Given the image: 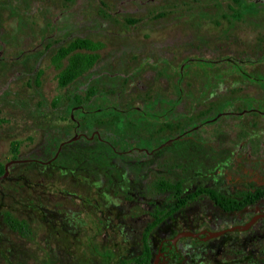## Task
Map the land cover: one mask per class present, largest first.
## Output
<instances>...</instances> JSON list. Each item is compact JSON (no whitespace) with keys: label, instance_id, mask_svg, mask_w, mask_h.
<instances>
[{"label":"rangeland","instance_id":"374dc122","mask_svg":"<svg viewBox=\"0 0 264 264\" xmlns=\"http://www.w3.org/2000/svg\"><path fill=\"white\" fill-rule=\"evenodd\" d=\"M75 38L98 58L60 86L53 57ZM12 159L51 161L0 181V234L1 214L32 232L0 242L5 264H122L151 207L175 200L160 181L264 186V0H0V165Z\"/></svg>","mask_w":264,"mask_h":264},{"label":"flooded vegetation","instance_id":"af4514ba","mask_svg":"<svg viewBox=\"0 0 264 264\" xmlns=\"http://www.w3.org/2000/svg\"><path fill=\"white\" fill-rule=\"evenodd\" d=\"M143 152L147 154L146 149ZM51 159L46 162L34 159L9 160L6 171L5 164H2L0 181L8 178L9 168L13 166L25 165L28 161L50 164ZM200 190L214 191L215 195L230 198L238 206L225 209L208 194H199ZM261 190H264V186H256L254 190L236 188L229 191L196 188L189 193H180L178 197L174 194L173 203L163 212L161 220L149 228L144 238L145 229L155 219L154 208L151 207V219L144 225L140 235L141 251L120 263L140 264L136 259L146 247L148 258L145 264H264V195L251 200L252 195ZM14 217L28 223L23 217ZM1 221L13 232L0 234L3 245L8 243L11 246L13 241L30 240L32 232L25 234L12 229L3 214ZM131 234L136 235V230L131 229ZM107 258L108 264L110 256L107 255ZM0 264H5L2 259Z\"/></svg>","mask_w":264,"mask_h":264},{"label":"trees","instance_id":"16d2710c","mask_svg":"<svg viewBox=\"0 0 264 264\" xmlns=\"http://www.w3.org/2000/svg\"><path fill=\"white\" fill-rule=\"evenodd\" d=\"M237 1V0H235ZM100 47V44L98 42H93L89 39L84 38H75L72 41H70L66 46L59 47L55 56L53 57V60H61L66 59V65L63 68L61 74H60V80L59 85L60 86H66L69 83H71L74 79L81 76L84 72H86L89 68L93 66L95 61L98 58V54L95 53V51ZM85 51V52H82ZM263 85V84H262ZM79 98L75 96V101L77 102ZM111 114H116L118 111L115 109L110 111ZM94 116L98 117L100 116V111H95ZM12 151L15 153L17 149L16 143L12 144ZM3 172V166L0 165V174ZM181 185H182V179H178L173 183L166 182V181H160L157 186L160 190H172L175 194V196H179L181 193ZM200 193H206L214 200H217L219 204H221L225 209H231L235 206L237 207V203H233L230 198L224 197V196H217L215 195L214 191L211 190H200L198 192ZM264 190L258 191L256 194L252 195L251 200L256 199L258 196H263ZM163 214L155 215V219L153 223L149 224L148 228L144 231V238L147 235V232L151 226H154L157 224L158 221L161 220V217ZM6 220L11 224V227L15 230H19L22 233L29 234L30 227L28 223L24 222L23 219L15 218L14 215H7L5 217ZM148 258V251L145 247V251L141 256H139L136 261H138L140 264H145L147 262Z\"/></svg>","mask_w":264,"mask_h":264},{"label":"water","instance_id":"95a60500","mask_svg":"<svg viewBox=\"0 0 264 264\" xmlns=\"http://www.w3.org/2000/svg\"><path fill=\"white\" fill-rule=\"evenodd\" d=\"M77 137H78V135L75 134L72 138H70V139L67 140L66 142L75 141V140L77 139ZM61 145H62V143L59 145L58 150L60 149V146H61ZM56 155H57V153L54 155V157H55ZM9 163H10V162H9ZM9 163L5 164V171H6V168H7V166H8Z\"/></svg>","mask_w":264,"mask_h":264}]
</instances>
